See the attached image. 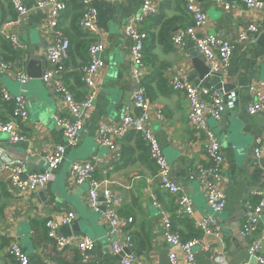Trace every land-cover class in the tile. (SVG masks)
Returning a JSON list of instances; mask_svg holds the SVG:
<instances>
[{
    "label": "crops",
    "instance_id": "obj_1",
    "mask_svg": "<svg viewBox=\"0 0 264 264\" xmlns=\"http://www.w3.org/2000/svg\"><path fill=\"white\" fill-rule=\"evenodd\" d=\"M37 1L22 0L32 11L19 26H14L26 46L24 52L15 54L1 33L9 30L8 24L19 18L7 0H0V57L12 64L13 70L24 68L30 77L27 83L18 87V82L8 74L0 73L6 91L12 96L18 93L23 97L29 113L28 124L21 127L27 135L26 142L13 144L7 134L0 133V164L6 165L0 173V264H16L9 250L12 244L20 246L31 264H121L120 257L112 254L111 245L116 237L121 239L126 234L133 238L137 264H170L171 246L163 239L161 210L170 216L183 241L200 234L199 245L194 248L195 264H258L250 256L249 249L262 237L264 215L245 238L240 235V225L243 204L248 200L255 202L252 192L264 189V144L261 156L254 155L256 138H262L264 143V120L261 115L250 116L247 112V107L264 94V88L258 85L264 82V6L260 10H250L238 4L226 12L211 0H197L208 23L196 38L216 36L232 46L228 66L218 73L219 76L210 75L200 82L201 86L218 91L225 105V113L219 122L208 120L209 127L220 140L225 161L218 188L226 195V207L215 215L206 203L199 181V168L208 166L203 135L187 123L189 105L185 95L167 85L172 78L194 85L199 82L192 60V54L196 52L195 41L188 40L182 48L171 43V35L177 29L191 25L186 0H166L156 18L143 26L147 40L140 74L141 81L150 84L147 98L152 105L151 129L170 165V178L193 202L194 217L214 215L220 227L219 235L204 236L196 229L194 221L176 217V198L160 189L155 178L156 167L139 134L129 133L113 151L97 144L99 128L116 127L125 113H138L133 106L136 83L131 76V40L124 35V28L143 0H92L97 11L98 35L91 39L103 42L105 51L95 79L93 106L83 112L81 141L76 148L66 152L64 162L52 173V180L45 188L27 194L10 191L11 165L23 166L22 179L29 174L46 172L48 156L56 145L64 143L62 130L55 124L54 117L65 115V106L45 89L41 81V74L48 68L45 53L51 31L47 26V14L35 8ZM61 24L70 41L63 78L75 100L80 102L87 94L79 78V69L88 60V41L85 37L73 36L70 19H64ZM251 24L258 26V32L246 43L238 42L239 34ZM31 50L35 55L42 50L43 67L40 62L31 60ZM218 84L227 87L217 89ZM26 90L31 97V106L24 95ZM158 108L162 120L155 118ZM11 118V106L0 98V122ZM90 158L100 159L94 177L102 189L110 190L119 201L117 215L125 220L132 219V223L119 228L117 236L110 235L102 218L103 201L98 212L90 210L87 184L78 186L71 175L73 163ZM68 213L74 214L72 222L77 220L79 232L69 237L74 242L71 247L59 250L54 239L48 236L46 222L58 223ZM85 230L88 233H84ZM83 238L94 243L86 259H82L77 248ZM261 251L264 255V242ZM177 259L178 264H185L184 256L179 252Z\"/></svg>",
    "mask_w": 264,
    "mask_h": 264
},
{
    "label": "built area",
    "instance_id": "obj_2",
    "mask_svg": "<svg viewBox=\"0 0 264 264\" xmlns=\"http://www.w3.org/2000/svg\"><path fill=\"white\" fill-rule=\"evenodd\" d=\"M11 8L16 13L19 20L8 24L10 29H5L1 33L13 52L21 53L26 50L20 35L14 26H19L22 19L32 11L24 6L22 0H7ZM166 0H143L139 10L129 20L124 28V35L131 40V60L133 67L131 76L136 83L133 92V106L138 111L137 114L125 113L122 121L116 127L102 126L97 135V144L106 147L109 150H115L116 144L124 139L129 133L135 132L141 135V138L148 149L150 160L156 167V179L160 189L176 199L175 215L178 219H190L194 221L195 227L202 235H219L220 227L216 223L215 214L222 212L226 207V195L218 188L222 180L224 170V154L218 136L213 129L209 127L208 120L219 122L225 113V105L222 95L212 87L194 85L183 81L180 78H172L168 82L169 88L174 91L182 92L189 105L187 113V123L192 130L200 132L203 135V150L207 167L199 168V181L206 197V203L214 215L195 218L194 206L185 190L170 178V165L167 162L158 138L151 129V103L145 94V89L141 84L140 71L143 67L144 47L147 40V34L143 29L144 24L158 15L160 6ZM219 5L222 10L228 12L241 4L250 10H260L264 6L262 0H211ZM84 13L79 19L78 25L81 32L90 38L98 35L97 31V11L92 0H80ZM186 10L191 18V25L177 29L171 35V43L176 48H182L188 40L195 41V49L198 56L206 63L212 73H220L225 69L232 57V46L225 40L205 35L196 38L199 31L206 27L208 19L200 2L197 0H186ZM35 8L43 10L47 14V26L51 31L49 46L45 53V61L48 68L44 71L41 81L45 89L55 98L60 100L65 106V115L54 117L55 124L62 130L64 143L56 145L52 153L48 156V171L43 173H33L21 178L23 166L11 165V177L9 189L13 193L27 194L35 193L37 190L45 188L52 180V173L64 162V156L69 149L76 148L81 141V132L83 129V112L93 106L96 97V75L101 67V55L105 51V45L101 41H91L88 49V60L79 69L81 83L86 87L87 94L84 100L78 102L75 100L69 88L65 85L63 78V64L67 58L70 48V41L64 36L60 29L61 16L65 11V4L60 0H39ZM258 32V26L251 24L239 34L237 40L240 43H246L251 35ZM0 73L8 74L19 84H25L30 77L24 68L13 70L12 64L0 57ZM264 88V82L258 84ZM0 98L3 103L11 104L12 118L7 122H0V133L9 136L13 144H20L27 141V135L21 129L28 124L29 113L26 109V103L21 96H12L4 88L0 81ZM250 116L261 115L264 120V94L247 107ZM155 118L162 120V112L158 108L155 111ZM21 125V126H20ZM262 138H256L254 142V155L259 158L263 150ZM100 163L98 158H90L85 161L75 162L71 166V175L78 186L87 184V202L90 210L98 212L100 198H103L105 206L101 213L103 220L109 227V233L117 236L119 228L125 223H132V219H123L117 215L116 206L119 201L111 194L110 190L101 188V184L95 179V173ZM6 165L0 164V173ZM253 201H246L242 208V222L240 225V235L245 238L250 235L260 223L264 215V189L252 192ZM74 219L73 213H68L60 222H46L48 236L55 241V246L59 250H64L73 245L71 238H64L57 234L60 226L71 224ZM162 235L166 243L171 246L168 255L170 264H178L177 253L184 256L185 264H195L194 248L199 245L200 239L193 238L183 241L180 234L173 228L170 216L161 210ZM264 242V229L262 237L254 242L249 249L250 256L258 263L264 264V255L261 251ZM94 243L88 238H83L77 244L82 259H86L88 253L93 249ZM10 254L16 264H31L29 257L22 251L19 245L10 246ZM129 250V253L125 251ZM112 254L120 257L121 264H137V255L133 249L132 236L126 234L123 238L116 239L111 245ZM124 256H121L122 254ZM247 264V263H241Z\"/></svg>",
    "mask_w": 264,
    "mask_h": 264
},
{
    "label": "trees",
    "instance_id": "obj_3",
    "mask_svg": "<svg viewBox=\"0 0 264 264\" xmlns=\"http://www.w3.org/2000/svg\"><path fill=\"white\" fill-rule=\"evenodd\" d=\"M60 1H62L65 4V6H66L65 11L63 12V14L61 16V21H63L64 19H70V29L73 32V36L76 35L78 37H85L87 39V41H88V45H87V48H88V46H89L90 42L92 41V39L89 36L85 35L83 32H81V30L79 29V25H78L79 19L82 17V15L84 13V8H83L80 0H60ZM59 26H60V29L63 32L64 36L67 37L66 34L64 33V31L62 30L61 22H60ZM10 50H11V48H10ZM11 52L15 53V54H18L16 52H13L12 50H11ZM141 84H142L143 88L145 89L146 96H149V89H150L149 85L150 84L149 83H145L143 81H141ZM167 85H168V83H167ZM8 105H10L11 108H13V106L11 104H8ZM131 133H135V132H131ZM136 134H139V133H136ZM199 236H200V234L197 235L194 238H198ZM132 242H133V246H134L133 238H132Z\"/></svg>",
    "mask_w": 264,
    "mask_h": 264
},
{
    "label": "water",
    "instance_id": "obj_4",
    "mask_svg": "<svg viewBox=\"0 0 264 264\" xmlns=\"http://www.w3.org/2000/svg\"><path fill=\"white\" fill-rule=\"evenodd\" d=\"M42 50H39L35 55V52L34 51H30V54H31V60H34V61H38L41 63V66L43 67L44 65V62L42 61L41 57H40V54H41ZM192 60H193V65L195 67V69L197 70L198 74H199V82H196L195 85H199L200 82L208 77V76H219V74H216V73H212L209 69V67L207 65H205L199 58L197 52H194L192 54ZM41 67V68H42ZM42 75V74H41ZM18 84V87H22L23 85ZM226 88L225 86H223L222 84H218L217 86V89H221V88ZM16 96H19L18 93H15L14 94V97ZM26 178V176H24ZM23 178V179H25ZM100 202L103 201V198L99 200ZM102 210H104V208H102ZM77 220H75L74 222H72L71 224L69 225H65V226H61L60 229H59V235H61L62 237L64 238H69V237H72V234L73 233H76V232H79V229H78V226H77ZM87 231L85 230L84 233H86ZM88 233V232H87ZM169 264V263H168Z\"/></svg>",
    "mask_w": 264,
    "mask_h": 264
},
{
    "label": "rangeland",
    "instance_id": "obj_5",
    "mask_svg": "<svg viewBox=\"0 0 264 264\" xmlns=\"http://www.w3.org/2000/svg\"><path fill=\"white\" fill-rule=\"evenodd\" d=\"M26 92H27V90L25 91V96L27 97V99H28V101H27V103H28V105L29 106H31V97H30V95L29 94H26Z\"/></svg>",
    "mask_w": 264,
    "mask_h": 264
}]
</instances>
